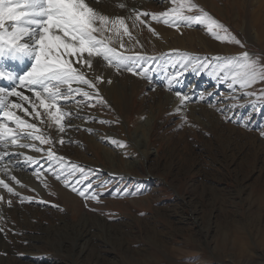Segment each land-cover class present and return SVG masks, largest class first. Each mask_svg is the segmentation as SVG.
Returning a JSON list of instances; mask_svg holds the SVG:
<instances>
[{"label": "rangeland", "instance_id": "374dc122", "mask_svg": "<svg viewBox=\"0 0 264 264\" xmlns=\"http://www.w3.org/2000/svg\"><path fill=\"white\" fill-rule=\"evenodd\" d=\"M119 1L133 15L159 14L173 5L171 0ZM88 2L103 7L106 15L111 12L105 6L112 2ZM193 2L243 47L213 36L217 49L203 52L196 31L200 27L208 32L206 26L165 25L163 37L160 30H149L150 15L140 16L133 21V32L138 31L142 49L160 61L152 65L150 77L135 67L139 81L125 87L115 82L110 95L76 82L71 86L80 92L68 94L67 86L62 87L67 98L61 97L57 107L66 113L63 132L42 109L39 119L16 110L36 125L35 135L52 141L42 144L27 137L31 130L21 138L40 149L27 147V154L42 156L33 164L39 163L48 191L40 185L36 190L27 187L17 198L5 197L0 264H264V246L257 238L261 226L250 218L264 223V210L256 205V197L264 195V82L241 88L221 70L226 58L245 51L264 64V0ZM4 83L19 86V80L0 86ZM154 90L164 96L173 93L178 101L185 97L183 104L190 108L175 111L163 98H154ZM28 104L23 107L32 113ZM49 149L64 158L63 165L49 157ZM73 165L87 176L76 186L96 194L98 203L55 178L54 172ZM80 178L77 171L70 183ZM60 190L67 193V203ZM240 238L249 254H241Z\"/></svg>", "mask_w": 264, "mask_h": 264}, {"label": "snow or ice", "instance_id": "6c2138e0", "mask_svg": "<svg viewBox=\"0 0 264 264\" xmlns=\"http://www.w3.org/2000/svg\"><path fill=\"white\" fill-rule=\"evenodd\" d=\"M171 3L174 6L168 11L159 14L139 13L136 19L139 20L140 16L151 15L154 21L171 26H177L179 23L189 26L192 24L204 25L216 39L243 47L238 39L228 33L222 23L193 0H171ZM120 7H124V5H120ZM110 22L117 35H120L119 29L122 28L123 35L131 36L122 18L110 21L108 16L100 14L90 7L86 0H0V59L30 58L33 61L30 69L18 79L19 86L27 87L35 97L33 101L17 91L16 88L10 90L0 88V108L3 109L6 121L0 122V141L10 140L13 145L32 147L39 151L40 149H36L34 145L17 144L19 139L24 138L26 130H31L27 132V137L39 140L42 144H51L50 139H46L42 135H35L34 133L38 131L36 125L22 119L16 114V110L23 111L25 115L34 113V118L39 119L41 117L39 109H43L48 118L59 126V131L63 132L64 126L61 120L66 113H62L57 107V101L61 97L67 98V94L62 92L61 88L67 86V93L70 94L81 91L79 88H72L71 85L74 82L95 87L93 82L85 77L83 71L74 67V64L91 68L93 58L101 57L118 70L121 66H126L125 61L129 58L109 46L110 37H103V34L108 30L106 25ZM149 30L155 34L154 29L149 28ZM220 33H224V35ZM121 46H123L122 43ZM70 57L76 59L73 61L69 59ZM215 59L219 60L220 58ZM127 70L134 75L137 74L132 68ZM221 70L230 73L232 83L238 84L241 88H249L259 82H264V64L259 58H253L246 51L240 53L239 56L226 58ZM0 79L15 81L17 77L13 72L0 69ZM82 94L89 97L88 92ZM10 96L28 102L32 113H29L21 103L9 101L8 97ZM180 99L183 103L186 98L181 97ZM99 102H104L102 97ZM9 123H13L15 127H9ZM261 135L264 136V132H261ZM112 142L124 146L122 142L115 140ZM60 143H63V140ZM48 155L63 165L64 158L56 156L51 149L48 150ZM27 159H31V157ZM77 171L81 178L77 179L75 184H71L70 178L74 177ZM54 175L57 180L63 181L65 187H70L71 191L76 192L79 196L99 202L96 194L89 195L87 189L81 190L76 186L87 179L84 169L77 165L64 166L60 172H54ZM12 179L15 180V177ZM16 182L19 183V181ZM0 186L7 189L9 193H13V189L3 180H0ZM88 188H91L90 183ZM8 203L10 205L11 201Z\"/></svg>", "mask_w": 264, "mask_h": 264}, {"label": "bare ground", "instance_id": "6f19581e", "mask_svg": "<svg viewBox=\"0 0 264 264\" xmlns=\"http://www.w3.org/2000/svg\"><path fill=\"white\" fill-rule=\"evenodd\" d=\"M105 1H108L109 3H111V2L113 3V4L111 3V4H108L107 6H105V8L111 10V12L109 11L110 14H107V15L104 13L105 9L103 7L99 6L100 8H96L95 5L90 4L88 2V0H86V2L89 4L90 7H92L94 10H96L98 13L108 16L110 18V21L115 20L116 18H122L125 21V26L128 28L131 36L123 35V29L122 28L119 29L120 35H117V33L113 30V26L110 22L108 25H106L108 30L103 34V37H110L111 42H110L109 46L110 47L114 46V48L117 50V52L122 53L124 56L129 58L128 60L125 61L126 66L128 64V67H130L132 69L137 67L139 69V72L143 71V74H147L148 77H150L152 72L155 71L152 65L153 64L156 65L155 63L158 64L160 61L154 55L149 56V54H151V53L145 52L146 50L142 49L143 45L141 44V41L138 38V36H139L138 31L133 32V30L135 29L134 24H136V22H139L136 19V16H137L136 13H138V11L134 13L135 15H133L132 14L133 12L123 10V7H120V5H122L121 1H119V0L118 1L117 0H105ZM117 2H119V4H120L119 6H117L118 5ZM113 5H114V8H113ZM145 5L146 4H142L141 7H143ZM116 7H120V9H116ZM172 7H173V5L170 6L169 8H164L162 10H163V12H165V11H168ZM136 9L138 10L139 8H136ZM152 9L153 8H151V10H149V11L152 12ZM129 17H135V19L134 20H133V18L129 19ZM149 18H150V22L153 24L152 27L154 30L156 28V29L160 30V32L163 34V30L168 29L165 27L166 24H164L163 22L154 21L152 19L151 15L149 16ZM133 21H136V22H133ZM137 26H138V23H137ZM169 26H171V25H169ZM185 26H189V25L185 24ZM117 28H119L118 25H117ZM192 28H195V27H192ZM198 29H200V30L196 31V33L201 36V39H200L201 51L207 52L210 50L211 51L216 50L217 48L215 46V40H214L213 35L208 34V32H205L200 27ZM164 34L162 35L163 37L165 36ZM149 36L150 35H148V37ZM153 36H155V35H153ZM148 37L146 35L145 38L148 39ZM150 39H151V41H153L155 38L150 37ZM155 40H157V39H155ZM121 43L123 44V46H121ZM147 45L149 47H151L152 50H155V47L152 44L147 42ZM124 51H126L128 53H124ZM86 56H87V54L85 53V57ZM69 59H72L74 61L76 58L70 57ZM32 63H33V61L30 58H23V59L2 58V59H0V69H4V70L10 71V72H13L14 75L17 77V80H19L18 78L20 77V75H22L23 72L26 73L27 68L29 67V69H30ZM74 67H77L79 70L83 71L85 74V77L87 79L91 80L93 82V84L95 85V87L98 86L100 91L106 95L108 93H110V91L112 90L111 85L114 84L115 82H120L125 87V85L129 81L131 84H134V82L139 81V79H136L135 75L131 74V72H127L128 70L120 73V71L117 68L114 67V69H113L112 65H109L108 62L104 61L101 57H94L93 58V63H92L91 68L81 67V65H78V64H74ZM97 77H99V79H97ZM109 81H111V82L109 83ZM0 83H2V82L0 81ZM117 85H118V83H117ZM82 86H79V87H82ZM86 86L87 85H84V87H86ZM14 87H15V85L11 86L9 83H4L2 86H0V88H5V89H9V90L14 88ZM24 89H26L25 94H24L25 91L22 90L20 86H18V88H16L17 91L23 93V95H25V96H29V94H32V92H30L27 88L24 87ZM155 93H156V96H155ZM153 94H154V98L155 97L163 98L165 103H169L171 108L175 111H178V109H179V111H181V108L186 107L187 105H188V107H186V109L190 108L189 104L185 105V104H183L184 102L181 103V101H178L173 93H171L170 95L164 96V93L159 92V91L155 92V90H154L151 95H153ZM108 95H110V94H108ZM157 95H159V96H157ZM8 100L11 102H15V103H21L23 106H25V104L28 103V102L25 103V101H22V100H20V98L15 97V96L8 97ZM20 101H22V102H20ZM36 103L38 104V101H36ZM28 111H31V109H28ZM1 113H2V115H1ZM42 113L44 115H46L43 109H42ZM47 117L48 116L46 115V119H47ZM0 122H6L5 118H4L3 111L0 112ZM139 125H140V127H143L145 124H139ZM9 127L14 128L15 126L13 124L12 125L10 124ZM25 141L26 140L19 139L17 144H27ZM28 157H31V159H27ZM40 158H42V156L37 157L34 154H27V147H19L17 145H13L10 140L9 141H0V180H3L5 183H7L9 185V187H11L13 189V193H9L7 191V189H5L3 186H0V197H2V199H0L1 200L0 201V221L3 222L2 218L5 217L4 214L8 211L7 205H6V200H5L6 196L17 198L22 193V191L25 190L27 187L33 188L35 190H36V188L38 189V187H40V185L45 187L46 182H47L46 181L47 178L43 177V174L39 171L40 170V168L38 166L39 163L33 164L35 161L40 160ZM10 165L12 167L11 169H10ZM34 168L35 169L37 168V170H35ZM31 172H33V173H31ZM108 172L110 174L112 173V171L111 172L108 171ZM12 177H15V180H12ZM12 181H14V182H12ZM16 181H19V183H17ZM34 182H36V183L34 184ZM47 191H48V186L46 187V189L43 190V192H47ZM60 195L63 198V201H65L67 203L68 202L67 193L63 190H60ZM262 196H264V195L259 194L256 197V205L259 208L258 211L264 210V203L261 204V202L263 201V198H264ZM261 216H262V214H261ZM250 218L252 219V221L255 220L256 222L260 223L261 230H259L257 238H258L259 244L261 246H264V223L260 222V218L256 217V219H254L252 216ZM262 222H263V219H262ZM253 242H254V246L256 248L259 247L256 240H253ZM219 243H220V241H219ZM221 247L222 246L218 247V249L219 248L222 249ZM246 248H247V243L245 242V240H242L240 238L239 250H241L242 255L249 254L246 251Z\"/></svg>", "mask_w": 264, "mask_h": 264}]
</instances>
